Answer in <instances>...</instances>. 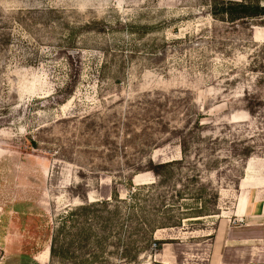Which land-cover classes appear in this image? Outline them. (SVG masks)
Here are the masks:
<instances>
[{
  "label": "rangeland",
  "instance_id": "374dc122",
  "mask_svg": "<svg viewBox=\"0 0 264 264\" xmlns=\"http://www.w3.org/2000/svg\"><path fill=\"white\" fill-rule=\"evenodd\" d=\"M258 6L0 0V264H264Z\"/></svg>",
  "mask_w": 264,
  "mask_h": 264
},
{
  "label": "trees",
  "instance_id": "16d2710c",
  "mask_svg": "<svg viewBox=\"0 0 264 264\" xmlns=\"http://www.w3.org/2000/svg\"><path fill=\"white\" fill-rule=\"evenodd\" d=\"M243 8H247L245 5H244V7ZM243 13H247L246 12V10H244V12ZM246 15H250V16H255V15H264V6H258V7H256V8H254L253 9V11L252 12H250V14H246ZM175 160H171V161H168V162H165V163H163V164H161V165H166V164H170V163H172V162H174ZM242 178V177H241ZM241 180V179H240ZM239 183H240V181H239ZM239 183H238V185H239ZM142 188H144V187H139L138 189H137V191H134V192H132V195H131V197H133V199H134V197H135V199H134V201H133V204H136V198H137V196H138V190H142ZM116 196H117V194H116ZM106 201H108V200H106ZM105 201H102V203H104ZM132 204V205H133Z\"/></svg>",
  "mask_w": 264,
  "mask_h": 264
},
{
  "label": "crops",
  "instance_id": "0c3cea01",
  "mask_svg": "<svg viewBox=\"0 0 264 264\" xmlns=\"http://www.w3.org/2000/svg\"><path fill=\"white\" fill-rule=\"evenodd\" d=\"M217 234H218V232H217ZM225 262L226 261L224 259H222L219 255H217L216 251H214V253H213L212 257H211L210 264H225ZM229 264H232V263H229Z\"/></svg>",
  "mask_w": 264,
  "mask_h": 264
},
{
  "label": "built area",
  "instance_id": "2783aa9c",
  "mask_svg": "<svg viewBox=\"0 0 264 264\" xmlns=\"http://www.w3.org/2000/svg\"><path fill=\"white\" fill-rule=\"evenodd\" d=\"M153 246L156 247V246H157V242H154V243H153Z\"/></svg>",
  "mask_w": 264,
  "mask_h": 264
}]
</instances>
